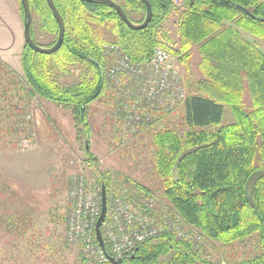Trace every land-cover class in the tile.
<instances>
[{"label":"trees","instance_id":"trees-1","mask_svg":"<svg viewBox=\"0 0 264 264\" xmlns=\"http://www.w3.org/2000/svg\"><path fill=\"white\" fill-rule=\"evenodd\" d=\"M112 1L132 23L144 20L146 6L141 0ZM148 1L152 18L145 28L135 30L102 2L53 0L64 22L61 47L43 54L24 44L20 64L25 83L9 78L11 72L1 61L0 74H6L0 78L16 90L26 84L30 94L71 110L73 120L87 131L88 107L105 88L102 48L106 33L137 62L148 61L156 46L166 48L165 42H170L162 24L174 5L171 0ZM28 2L31 14L56 41L58 25L46 0ZM177 35L178 48L172 53L188 71L196 54L200 78L187 79L183 132L172 127L152 131V167L162 196L173 210L168 213L174 216L171 212H176L180 225L196 231L188 229L186 235L191 236L183 240L174 229H165L140 243L119 264H214L199 240H193L196 232L203 241L222 247L255 239L257 254L227 264H264V0H185ZM74 66L84 69L78 83L60 85L55 74H66ZM245 93L249 95L247 109ZM226 108L232 121L223 124ZM254 176L247 196V183ZM101 183L108 195L109 180L103 177ZM139 190L146 196L142 200L150 197L146 189ZM107 198L108 212L113 197ZM122 198H130L137 210H144L142 201L128 195Z\"/></svg>","mask_w":264,"mask_h":264},{"label":"rangeland","instance_id":"rangeland-1","mask_svg":"<svg viewBox=\"0 0 264 264\" xmlns=\"http://www.w3.org/2000/svg\"><path fill=\"white\" fill-rule=\"evenodd\" d=\"M184 8L185 4L174 6L175 10L162 26L170 37L164 48L170 56L168 65L179 75L181 90L187 95V79L196 81L200 73L196 66V54L188 71L172 53L178 48L177 24ZM33 15L36 20L33 26L35 43L48 47L56 36L42 29L41 23L38 28V18ZM244 35L250 41L254 40L252 36ZM6 36L7 54L0 61L11 72L9 78L25 83L20 64L22 49L16 41L22 36ZM105 39V44H115L122 49L109 33H106ZM102 56L105 69L115 62L116 55ZM82 68L74 66L66 74L56 73V81L62 86L73 87L80 79ZM106 77L105 73L104 92L88 107L87 131L85 126L73 120L71 110L30 94L26 84H23V89L17 87L16 90L0 78V264L107 263L100 261L94 233L98 217H95V212L101 206L103 177L109 180L106 197L128 195L143 204L150 199L154 213H163L158 218L153 214L162 231L171 226L183 240L191 236L186 235L188 229L193 233L196 231L180 225L181 218L176 212H171L174 216L168 213L173 210L162 196L160 180L152 167V131L172 127L182 133L183 103L169 110L155 109L148 125L131 129L125 118L128 113L124 114L119 108V102H125V95L121 94L113 80L111 83ZM244 100L247 109L248 93H245ZM231 121L232 115L226 108L223 124ZM254 178L247 183V196H250ZM139 188L146 189L151 198L142 200L146 196ZM128 199L127 202L134 205L133 200ZM79 205L81 216L77 218L75 214ZM127 209L133 210L131 207ZM134 209L138 212V208ZM76 221L87 232L86 235H77L72 231ZM173 222L181 227H176ZM110 227L111 221L101 228L109 252L114 246L110 232L115 226L109 232ZM119 228L123 227L117 224L114 232ZM195 234L197 237L193 240H199L207 259L214 264H227L228 261L258 253L255 239L222 247L215 242L203 241L197 232Z\"/></svg>","mask_w":264,"mask_h":264},{"label":"built area","instance_id":"built-area-1","mask_svg":"<svg viewBox=\"0 0 264 264\" xmlns=\"http://www.w3.org/2000/svg\"><path fill=\"white\" fill-rule=\"evenodd\" d=\"M171 2L174 6L185 4V0H171ZM102 54L104 56L116 55L115 62L106 69L103 66V73L104 75L106 73V80H111V83L113 80L122 91L121 94L125 95V99L123 97L125 102L120 101L119 108L124 114L128 113L125 118L128 119L131 129L148 125L155 109L169 110V108L173 109L184 102L186 95L181 90L180 77L168 65L170 56L164 48L156 47L151 58L144 62L131 60L115 44L103 45ZM151 203L150 199L145 201L144 210L136 212L132 203L123 201L120 197L111 198L110 208L106 212L108 216L104 219L102 226L104 228L111 221L109 232L113 226L116 229L117 224L123 228L117 229L116 232H114L115 229L110 232L114 246L112 251H107L108 255L114 259H122L133 253L140 243L163 232L162 226L158 224V219L156 221L154 217L155 215L158 218L160 215L153 212L154 207ZM126 207H131L133 210ZM80 208L79 205L75 214L77 218L81 216ZM100 211L101 206L100 210H96L95 217L99 216ZM111 214H113V219H111ZM173 224L175 223L173 222ZM167 229H172V227L167 226ZM72 231L77 235L87 234L80 227L78 221L75 222ZM97 245H95V249L100 261L108 262L107 256Z\"/></svg>","mask_w":264,"mask_h":264},{"label":"water","instance_id":"water-1","mask_svg":"<svg viewBox=\"0 0 264 264\" xmlns=\"http://www.w3.org/2000/svg\"><path fill=\"white\" fill-rule=\"evenodd\" d=\"M19 1H20L22 11H23V18H24L23 38H24L25 44L28 45L34 51L43 53V54H51L57 51L63 43L65 28H64L63 19L61 15L59 14L57 8L55 7L53 0H46V3L49 9L51 10L52 15L58 25V35H57V39L54 42V44L49 47H42L33 41L32 36H31V30H30L31 24H32V14L30 11L29 2L28 0H19ZM81 1H87V2L96 1V2H102L106 4L107 6L113 8L117 12L118 16L122 19V21L129 28L135 29V30L145 28L152 18L151 4L148 0H141V2L144 3L146 6V15H145L144 20L138 24L132 23L128 19V17L125 15L121 7L117 3L113 2L112 0H81ZM237 7L245 14L251 15V13L247 9L239 5ZM87 148L88 147L86 146V150ZM100 195H101V211L95 222V228H94L95 239L99 247L102 249L103 253L107 256L108 261L112 264H119L122 262V259H114L112 256L108 255L106 247H105V243L102 237V233H101V227H102V224L105 219L106 212H107V197H106V190H105L104 184L101 185ZM137 250L138 248L136 247L134 249V252H136Z\"/></svg>","mask_w":264,"mask_h":264},{"label":"crops","instance_id":"crops-1","mask_svg":"<svg viewBox=\"0 0 264 264\" xmlns=\"http://www.w3.org/2000/svg\"><path fill=\"white\" fill-rule=\"evenodd\" d=\"M21 5L19 0H0V60L2 56L7 54V36L6 35H21V39L18 41V47L23 48L25 42L23 38L24 18L23 11H21ZM36 22L34 15H32V30L31 35L34 38L33 26ZM40 22L37 20V27L39 28ZM41 27V26H40ZM37 33V31H35ZM15 37V38H16ZM48 46V44H45Z\"/></svg>","mask_w":264,"mask_h":264}]
</instances>
